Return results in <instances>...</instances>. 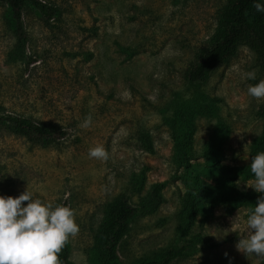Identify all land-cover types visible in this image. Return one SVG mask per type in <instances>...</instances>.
<instances>
[{"label": "rangeland", "instance_id": "rangeland-1", "mask_svg": "<svg viewBox=\"0 0 264 264\" xmlns=\"http://www.w3.org/2000/svg\"><path fill=\"white\" fill-rule=\"evenodd\" d=\"M54 5L49 20L34 10L23 15L30 64L12 60L16 36L0 3V113L22 114L58 125L66 131L59 142L41 147L0 128V195L17 196L26 189L53 205L70 206L79 231L70 236V259L91 264L89 249L106 204L121 194L138 204L153 184L168 181L163 202L139 216L119 244V259L136 264L177 246L187 255L172 264H261L264 257L236 247L248 235L244 205L225 207L235 189L254 190L228 178L230 166L251 158L254 139L264 122L256 111L264 102L247 87L264 79L256 53L239 45L231 61L219 65L203 87L223 98L221 115L231 124L222 158L205 163V151L217 125L200 116L194 134L195 157L189 166L175 159L168 126L152 104L173 93H189L186 71L198 51L209 46L217 29V10L226 0H41ZM255 70L256 79L245 78ZM92 122L83 126L86 116ZM147 129L155 152L142 146L139 129ZM103 145L106 159L89 157ZM143 184L136 187L138 174ZM204 180L211 189L213 214L202 213L183 231L181 196ZM26 204L27 202H23Z\"/></svg>", "mask_w": 264, "mask_h": 264}, {"label": "trees", "instance_id": "trees-1", "mask_svg": "<svg viewBox=\"0 0 264 264\" xmlns=\"http://www.w3.org/2000/svg\"><path fill=\"white\" fill-rule=\"evenodd\" d=\"M264 3V0H261ZM4 6L7 22L10 24L16 41L11 51L12 60L20 59L30 64L32 55H27V31L23 21L26 10H34L41 17L49 20L57 14L54 5L41 0H0ZM217 29L211 43L198 51L186 71L189 93L176 92L161 103L152 104L170 131L175 147V159L184 166L191 164L195 157L194 134L200 116L215 117L217 125L211 135L209 148L205 151V163L214 165L222 158L224 143L230 136L231 124L221 115L223 98L208 93L203 85L210 81L213 71L221 64L232 60L238 47L246 43L257 55L260 66L264 69V12L255 9L253 0H226L217 10ZM256 116L264 122V102L256 111ZM0 128L25 137L32 144L48 147L60 141L66 131L58 125L35 120L30 116L12 113H0ZM138 139L142 146L155 152L151 133L144 128L139 129ZM264 151V126L262 132L254 139L251 156ZM251 158L248 162L230 166L228 178L233 181L246 182L253 179L250 170ZM143 175L138 174L134 181L136 187L143 184ZM168 181L153 184L146 195H140L138 204L132 203L129 195L121 194L109 201L104 209V216L94 232L93 245L89 249L91 264H124L118 255L119 244L123 237L130 233L134 222L141 215L154 211L164 200L162 191ZM211 185L204 180L196 181L182 194L179 209L182 222L180 229L188 231L198 215L209 217L213 214L214 202H206L204 192ZM261 194L255 190L235 189L225 195V207L230 211L244 205L254 208L257 197ZM190 245L170 247L153 257H146L136 264H172L181 256L187 255ZM71 245L68 238L59 258L62 264H76L70 259ZM261 264H264V259Z\"/></svg>", "mask_w": 264, "mask_h": 264}, {"label": "clouds", "instance_id": "clouds-1", "mask_svg": "<svg viewBox=\"0 0 264 264\" xmlns=\"http://www.w3.org/2000/svg\"><path fill=\"white\" fill-rule=\"evenodd\" d=\"M255 9L264 12V3L253 0ZM245 78L256 79L255 70L245 73ZM250 97L264 99V79L247 87ZM89 114L83 126L91 124ZM89 157L106 159L103 145L88 150ZM252 183H244L261 195L246 216L248 235L236 247L248 254L264 257V151L251 156ZM23 202H27L24 204ZM79 226L70 206L53 205L36 198L26 189L17 196L0 195V264H62L59 253L70 236H75Z\"/></svg>", "mask_w": 264, "mask_h": 264}]
</instances>
